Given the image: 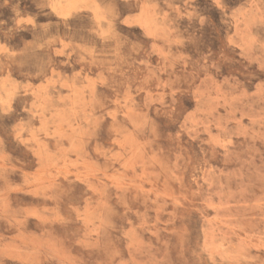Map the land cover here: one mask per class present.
Listing matches in <instances>:
<instances>
[{
	"label": "rangeland",
	"instance_id": "rangeland-1",
	"mask_svg": "<svg viewBox=\"0 0 264 264\" xmlns=\"http://www.w3.org/2000/svg\"><path fill=\"white\" fill-rule=\"evenodd\" d=\"M0 264H264V0H0Z\"/></svg>",
	"mask_w": 264,
	"mask_h": 264
}]
</instances>
